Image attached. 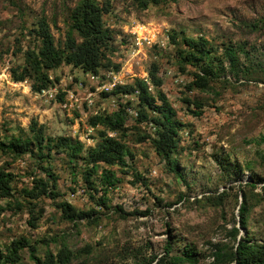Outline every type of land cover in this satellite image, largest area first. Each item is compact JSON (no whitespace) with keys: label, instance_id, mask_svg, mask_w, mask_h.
Segmentation results:
<instances>
[{"label":"rangeland","instance_id":"obj_1","mask_svg":"<svg viewBox=\"0 0 264 264\" xmlns=\"http://www.w3.org/2000/svg\"><path fill=\"white\" fill-rule=\"evenodd\" d=\"M142 1L111 0V11L104 15L116 49L109 56L119 70L92 73L63 64L49 72L54 81L47 91L38 92L31 79L14 80L12 69L24 65L25 51L36 46L32 29L39 19L47 20L57 44L64 42L79 0H0V136L27 137L37 123L47 137L69 136L85 144V151L74 157L53 152L44 161L0 153V169L17 175L14 197L0 201L8 204L0 214L2 250L27 238L39 256L68 245L76 254L72 264H157L161 258L165 264L190 246L198 261L183 264H221L216 251L236 247L246 235L264 243V143L259 142L264 134V0H156L147 6ZM201 36L214 45L216 57L197 63L184 57V39ZM225 45L234 46L237 64L223 58ZM153 63L163 79L159 88L149 75ZM209 63L215 72L209 86L189 87ZM136 78L152 93L163 90L176 109L182 125L174 157L183 176L156 152L154 124L138 121L136 93L115 92ZM128 101L125 129L106 130L129 146L128 172L101 164L92 176L96 191L84 178L86 153L105 128L90 125L89 118L110 114ZM217 158L239 163L243 171H223ZM39 163L50 165L57 177L60 195L55 199H29L20 192L32 187L34 178H47ZM104 167L121 177L107 191L109 208L97 202ZM244 195L251 206L247 226L240 221ZM216 196L219 204L212 202ZM63 201L95 210L96 219H66ZM169 242L174 248L167 255ZM20 264H35L26 247Z\"/></svg>","mask_w":264,"mask_h":264},{"label":"trees","instance_id":"obj_2","mask_svg":"<svg viewBox=\"0 0 264 264\" xmlns=\"http://www.w3.org/2000/svg\"><path fill=\"white\" fill-rule=\"evenodd\" d=\"M156 0H143L145 6ZM111 0H79L78 4L70 13L69 30L63 43L57 44L55 37L50 29V25L45 18H41L37 22V27L33 30L35 39L37 40L35 47H30L25 51V64L14 67L12 75L16 81H24L31 79L32 88L35 91L49 88L53 84V79L49 72L57 69L63 64L73 65L82 68L86 72L98 73L101 68L120 69L119 64H114L109 54L116 51L114 47V37L112 31L106 26L104 15L111 11ZM184 43L187 46L184 51L185 58H190L194 62H205L213 57L216 50L214 45L206 37H185ZM223 50V58L229 60L230 64H237V52L233 45H225ZM2 54L0 52V58ZM219 58V57H217ZM151 82L155 87L159 88L163 85V79L159 75V67L157 63H153L149 71ZM211 75H215L212 65L202 69V73H197L194 81L189 87L197 86L207 88ZM115 92H124L128 94L136 93L139 100L138 121H150L157 130V137L154 139L156 152L162 156L169 164L172 171L178 175L181 173L178 162L174 154L179 148V130L182 123L176 118L177 112L170 102L167 94L159 89L157 93H152L148 84L136 78L127 85H120ZM60 98L64 101V93L60 94ZM130 102L120 105L118 110L110 114H95L90 116L89 124L96 127L102 126L105 130L101 131L99 140L94 147L89 148L86 153L88 159V167L84 173L86 182L99 190L93 175L98 174L101 170V164L110 166L119 165L123 167L122 172L127 173L129 168L127 156L132 155L129 146L121 139L109 135L106 130L122 131L125 129L128 119L127 107ZM151 112L158 115H150ZM77 116L79 114L76 112ZM199 114V113H197ZM259 142L264 143V134L259 137ZM47 150V151H46ZM46 151V152H45ZM85 151V144L79 140L69 136H59L58 138L47 137L43 126L34 123L30 126V134L27 137L21 135H10L7 138L0 136V153L12 157L14 160L25 155H30L34 159L44 161L48 154L67 153L71 157L81 154ZM74 159V158H72ZM220 168L237 171H243L239 163L226 161L227 159H216ZM40 166L46 171L47 178L36 177L32 187L23 188V193L27 198L37 199L41 196L52 199L57 198L60 193L58 190L57 177L48 165ZM226 164V166H225ZM16 174L6 168L0 169V201L2 198L12 199L14 197L13 181ZM101 182L103 186V194L97 198V202L104 207L109 208L107 191L110 187H115L121 182V177L117 171L104 167L102 169ZM254 186V185H252ZM95 200L96 197L92 195ZM220 196L214 197L212 202L219 204ZM212 198V197H209ZM183 199V197H181ZM21 207L20 201L16 204ZM7 205L0 202V214L7 209ZM12 207L9 204V207ZM63 215L66 219L76 222L81 219H91L95 210H79L71 203L63 201L61 203ZM251 210L249 200L244 195L243 202L240 206V221L243 226L248 224V214ZM145 213V212H144ZM96 217H93L95 220ZM32 226H37V219L33 218ZM239 229L235 228L232 232L235 238ZM28 248L30 256L35 264H72L76 258L75 252L66 244L53 252L47 250L43 256L37 255V247L31 244L27 238L15 240L12 246L4 251L0 248V262L3 264H20L21 250ZM166 253L173 250L174 246L171 242L167 243ZM216 262L224 264H264V243L252 240L248 235L242 237L236 247L232 249L220 248L216 251ZM196 263V252L190 246H186L183 252L173 255L170 261L165 264H183L184 262ZM164 259H160L157 264H164Z\"/></svg>","mask_w":264,"mask_h":264},{"label":"built area","instance_id":"obj_3","mask_svg":"<svg viewBox=\"0 0 264 264\" xmlns=\"http://www.w3.org/2000/svg\"><path fill=\"white\" fill-rule=\"evenodd\" d=\"M42 91H43V92H46V91H47V89H42Z\"/></svg>","mask_w":264,"mask_h":264}]
</instances>
